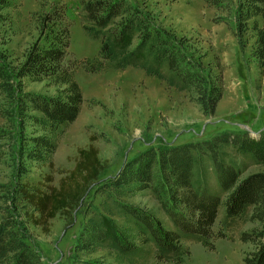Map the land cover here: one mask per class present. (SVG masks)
Returning <instances> with one entry per match:
<instances>
[{"label": "trees", "instance_id": "1", "mask_svg": "<svg viewBox=\"0 0 264 264\" xmlns=\"http://www.w3.org/2000/svg\"><path fill=\"white\" fill-rule=\"evenodd\" d=\"M80 3L85 33L100 40L98 56L76 60L75 69L73 64L65 63L70 31L62 23L60 5L46 14L45 20L51 21L46 43L37 44L30 51L15 75H49L54 83L64 86H58V94L21 93L0 59V97L4 99L0 116L11 122L14 115L27 113L32 123L43 130L32 137L27 159L54 167L51 155L68 124L76 119L83 101L74 77L79 66L88 72L141 68L169 87L194 95L205 114L215 112L223 91L221 77L211 71L204 73L201 63L187 53L182 37L156 28L130 0H80ZM10 6V0H0V8ZM238 7L239 20L264 17V0H239ZM255 30L252 54L263 67L264 23L256 25ZM3 135L5 132L0 128V138ZM259 163H264V130L256 136L247 130H228L210 139L150 147L139 153L103 183L115 199L105 212L89 217L77 236L76 250L81 246L80 250H88L90 254L107 251V256L78 260L79 264H151L153 260L182 263L190 253L189 242L212 248L215 234L227 235L226 231L247 220L251 210L250 219L260 224L258 231L253 229L260 241L254 257L246 261L264 264V172L241 179L251 165ZM105 170L99 148L91 143L79 149L74 168L57 185L52 183L53 177L43 187L23 185L27 222L49 232L51 220L60 215L67 226L72 225L75 213L89 191L101 182ZM138 195H150L157 200L167 220L150 209L123 200ZM221 208L223 216L216 233L213 225ZM18 226L11 219L0 222V264L41 261ZM246 236L242 235V239L248 240Z\"/></svg>", "mask_w": 264, "mask_h": 264}, {"label": "rangeland", "instance_id": "2", "mask_svg": "<svg viewBox=\"0 0 264 264\" xmlns=\"http://www.w3.org/2000/svg\"><path fill=\"white\" fill-rule=\"evenodd\" d=\"M10 1V7L0 8V59L21 93L58 94V86H64L54 83L49 75H15L30 51L37 44L46 43L47 27L51 25V21L45 20L46 14L60 5L62 23L70 31L65 63L73 64L75 69L76 60L98 56L100 40L85 33L80 0ZM209 1L130 0L156 28L182 37L187 53L201 63L205 74L211 71L221 77L222 96L213 114H205L194 95L169 87L141 68L88 72L79 66L74 77L83 101L76 119L68 124L51 155L52 168L27 159L32 137L43 133L27 113L14 115L11 122L0 116V128L5 132L0 138V222L11 219L19 225L26 242L41 257L34 264H79L78 260L107 256V251L90 254L88 250H80L81 246L76 250L77 236L89 217L105 212L115 199L103 183L139 153L150 147L210 139L228 130H247L252 136L264 130V66L260 67L252 54L255 26H262L264 17L239 20V0ZM3 102L0 97V104ZM91 143L99 148L106 170L75 213L73 224L67 226L65 219L57 215L51 220V230L45 232L27 222L21 187H43L51 183L49 177L57 185L74 168L79 149ZM257 172H264V163L251 165L241 179ZM123 200L150 209L167 220L158 201L150 195ZM251 215L252 210L247 220L226 231L227 235L215 234L212 248L189 242L190 253L182 263L153 260L151 264H248L260 241L256 237L260 224L251 220ZM222 216L221 208L213 225L216 233ZM242 235H247L248 240H243Z\"/></svg>", "mask_w": 264, "mask_h": 264}]
</instances>
